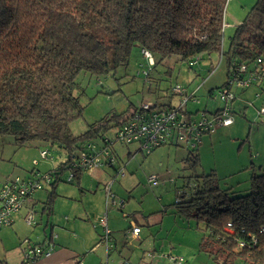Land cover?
I'll use <instances>...</instances> for the list:
<instances>
[{
    "label": "trees",
    "instance_id": "1",
    "mask_svg": "<svg viewBox=\"0 0 264 264\" xmlns=\"http://www.w3.org/2000/svg\"><path fill=\"white\" fill-rule=\"evenodd\" d=\"M226 1L0 0V135H12L21 143L47 141L64 151L65 158L46 171L51 176L45 202L48 212L55 199L56 184L77 181L84 172L71 168L73 159L92 146H104L105 138L112 139L114 128L138 108L105 116L88 124L83 132L73 133L70 124L80 118L84 107L79 101L80 93L74 94L80 72L101 76L112 73L128 63L136 47L149 66L143 69L145 79L155 65L166 64L164 74L169 76L172 63L193 68L201 58L209 60L218 54L226 59L227 77L216 90L208 91L209 97L218 99L217 92L227 85L231 65L245 63L253 71L258 58L264 66V0L255 1L223 48L221 22ZM142 50L150 53L152 64ZM148 82L150 92L153 77ZM176 85L185 90V99L173 91ZM248 86L232 85L233 99H218L220 106L214 111L206 107L186 111L216 117L226 106L232 116L233 102ZM196 92L176 83L159 89L154 99L145 101L153 102V108L168 109L184 99L185 108ZM173 97L178 99L176 103H172ZM209 133H203L200 140ZM199 143L192 149L173 141L160 145H181L186 151L183 161L190 175L174 188L179 201H173V207L182 218L202 224L198 251L212 258L220 256L219 264H235L237 258L246 264H264V172H253L248 191L236 194L221 187L215 170L196 174L199 157L193 150ZM116 144H128L114 141L110 146L119 163ZM45 151L47 157L48 150ZM120 163L109 166L114 170L113 177H117ZM36 164L37 160L33 165ZM68 171L73 172V178L66 181ZM37 172L44 173L33 170L27 177Z\"/></svg>",
    "mask_w": 264,
    "mask_h": 264
},
{
    "label": "rangeland",
    "instance_id": "2",
    "mask_svg": "<svg viewBox=\"0 0 264 264\" xmlns=\"http://www.w3.org/2000/svg\"><path fill=\"white\" fill-rule=\"evenodd\" d=\"M255 1H226L224 20L227 26L224 27L223 48L227 46L229 34L233 32L234 27L240 21L246 18ZM131 52L128 63L120 65L112 73L101 76L80 72L77 75L74 94L80 93L79 101L84 107L80 118L70 124V130L73 133L83 132L88 124L105 116L123 111L129 112L139 106L141 101L154 99L155 92H159V89L176 83L185 86L190 92L196 89L195 96L191 100L189 99L185 106V110L191 113L196 110H203L205 107L210 109L208 111H214L220 104L215 96L209 97L208 91L210 88L216 90V87L222 85L226 80L227 63L224 56L213 54L209 60L203 57L197 61L193 68H188L185 63H172L169 76L164 74L168 68L166 64H158L150 69L149 75L145 79L143 69L149 68L146 59L137 47ZM209 63L211 64L209 65ZM152 77L154 82L153 84L151 82V91L149 92L147 89L148 81ZM245 91H248L246 98L242 95L237 97L240 101H235V104L233 102V124L223 127L217 126L210 136H203L201 144L193 150L199 157V164L195 170L196 174H207V172L215 170L221 187L230 188L239 195L248 191L253 172H264V117L257 114V109L264 107V91L256 84H250ZM176 100L178 99L173 97L171 101L176 103ZM240 106L243 108V112L240 111ZM49 143L47 141L41 142V140L21 143L16 141L14 136L3 133L0 135V172L11 171L13 175L17 174L23 177L29 172L27 169L30 167L31 169L34 167L33 169L42 170L57 164L65 158L64 151ZM116 146L122 147L118 144ZM122 148L125 149V147ZM40 150H48L46 158L38 157ZM185 156L186 151L181 145L171 144L155 148L145 156L139 153L131 158L129 163L126 160L125 165L123 163L121 166L127 167V170L133 172L138 180L136 188L130 194L131 204L134 203L139 206L142 204L141 207L145 213L154 212L162 207L173 208L172 204L176 197V189L174 188L180 187L183 178L190 175V171L185 167L183 161ZM32 159L37 160L36 166L33 165ZM151 174L159 178L158 183L147 184V176ZM60 183L70 185L69 182L65 181H60ZM118 193L124 194L120 191ZM117 195L119 196V194ZM121 197L126 198L127 194L121 195ZM124 210L127 211L126 208ZM112 214L110 213L108 217L110 218ZM174 219L179 223V226L183 223L187 228L174 226V230L177 232L174 238L168 234V239L173 240L176 248L171 255L208 256L202 251H197L198 237L200 236L198 226L202 224L195 219L186 220L178 217L173 213V209L164 218L163 229L158 233V238H162L165 246L168 245V241L164 240L165 227ZM115 221L119 224L125 222L121 217H115ZM23 225L25 229L30 230V226L24 223ZM152 237L147 239L150 240V243L145 245L146 247H153ZM148 253L150 252H147V255ZM157 256H164L169 260L168 254ZM215 256L216 258H210L208 263L219 264L220 256ZM242 261L243 259L237 258L234 262L235 264H246ZM170 262L172 263V261Z\"/></svg>",
    "mask_w": 264,
    "mask_h": 264
},
{
    "label": "crops",
    "instance_id": "3",
    "mask_svg": "<svg viewBox=\"0 0 264 264\" xmlns=\"http://www.w3.org/2000/svg\"><path fill=\"white\" fill-rule=\"evenodd\" d=\"M247 93L248 91L240 92L239 96L243 95L246 98ZM236 101L240 100L237 99ZM172 103L174 102L172 101ZM239 109L243 112L241 106ZM212 132L203 136H210ZM120 146L125 147V149L116 146L114 148L115 154L124 165L125 162L128 161L127 163H129L131 158L140 153L136 143ZM120 162H116L113 166L121 164ZM57 164L42 170L33 169L34 167L31 169L30 167L27 169L29 172L23 177L17 174L13 175L11 171L0 172V187L6 178L13 176L25 178L33 170L46 172L55 168ZM124 168V175L119 177H113L114 170L112 168L102 166L91 173L81 172L77 181L70 183V185L58 182L55 186V199L51 206V212H48L47 207H45L50 187L46 184L44 189L34 191L31 194V200L25 202L21 210L14 216L13 223L0 230V264H27L22 258L27 245L44 243L46 240L53 243L52 251L47 256L39 257L31 264H172L170 259L167 260L164 256L157 255H171L173 250L175 251L173 240L168 239V234L174 238L177 233L174 226L187 227L182 222L179 226L176 218L172 223L169 222L165 227L164 240L168 241V245L165 246L162 238H158V233L162 231V226H164V218L169 214V211L171 213L172 209L175 215L181 216L177 214L174 207H162L154 212L145 213L141 207L142 204L141 206L131 204L130 194L136 188L138 180L133 172L128 171L125 166ZM111 179V192L117 199L124 201L121 207L108 204L106 207L104 185ZM147 184L149 183L147 182ZM118 191L124 192V194L118 193ZM125 194H127L126 198L121 197ZM125 208L127 211L124 210ZM29 209L34 211L32 226L27 225L23 220ZM109 210L111 212H108ZM105 211L107 226L110 230V246L108 248L104 242H101L103 228L98 223L99 216ZM122 212L125 214L124 216ZM110 213L113 214L109 218ZM114 216L121 217L125 222L119 224L115 221ZM130 222L140 228L138 236L134 239L128 238L126 235L128 228H130ZM23 223L30 226V230L25 229ZM150 236H153L151 239L153 240V247H146L145 245L150 243V240H147ZM201 236L202 232L200 231L197 244H199ZM177 244H179L178 241ZM147 252L152 253L151 256H148ZM178 254L182 255L181 253ZM180 257L183 259L180 264H210L208 262L212 258L210 256Z\"/></svg>",
    "mask_w": 264,
    "mask_h": 264
},
{
    "label": "built area",
    "instance_id": "4",
    "mask_svg": "<svg viewBox=\"0 0 264 264\" xmlns=\"http://www.w3.org/2000/svg\"><path fill=\"white\" fill-rule=\"evenodd\" d=\"M222 31L227 23L223 20ZM144 56L149 59V64H152L150 53L143 51ZM256 66L253 71L245 63L233 64L230 67V77L227 85L218 90V99L224 102H230L234 97L231 90L232 85L245 87L250 84H256L261 88L264 87V66L261 60L257 58ZM264 89V88H263ZM173 91L185 99V90L181 86L173 87ZM183 101L176 106L168 109L153 108V102L143 101L133 114L123 124L114 128L112 139L105 138L104 146L95 148L92 146L90 150L81 151L78 157L73 159L71 168L75 170H82L88 173L93 172L102 166L109 167L115 164L116 158L111 154L110 146L112 142L116 141L122 144L136 143L138 150L142 153H150L153 149L167 142H177L183 144L186 148L192 149L200 142V136L203 133L211 132L215 128L228 126L233 122V118L228 111V107L216 117H208L204 113L192 115L187 113L184 108ZM258 114L264 117V107L258 109ZM40 157H46L47 152L42 150L39 152ZM36 163V160H33ZM125 173L124 166H118L115 176H122ZM73 178V172L68 171L66 174V181ZM158 177L151 174L147 176V182L158 183ZM51 181L49 173H33L30 177L21 178L13 176L6 178L0 187V230L8 227L13 223L14 216L21 210L25 202L31 200V194L34 191L44 189V186ZM111 180L105 183L104 192L106 198V207L113 205L121 207L123 199H117L113 192H111ZM174 201H179L175 197ZM107 210V209H106ZM123 214V212H122ZM125 214H123L124 216ZM106 211L103 212L98 219V223L102 226V241L108 248L110 246V230L107 226ZM34 211L29 209L24 215V222L27 225L34 223ZM130 228L127 231L128 238H135L138 236L140 228L133 222H130ZM230 226V223H227ZM264 233V227L261 228ZM53 243L46 240L44 243L29 244L24 249L23 259L27 264L33 263L39 257L47 256L53 249ZM242 245V243H239ZM151 256V253H148ZM168 258L175 264L182 263L183 259L180 256L169 255Z\"/></svg>",
    "mask_w": 264,
    "mask_h": 264
}]
</instances>
